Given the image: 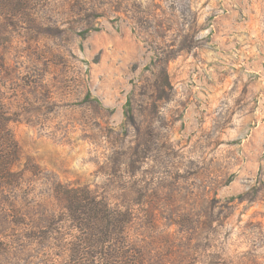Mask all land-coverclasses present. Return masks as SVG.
I'll use <instances>...</instances> for the list:
<instances>
[{"label": "rangeland", "instance_id": "rangeland-1", "mask_svg": "<svg viewBox=\"0 0 264 264\" xmlns=\"http://www.w3.org/2000/svg\"><path fill=\"white\" fill-rule=\"evenodd\" d=\"M23 5L0 8V264L67 259L66 190L130 213L152 264H264V0Z\"/></svg>", "mask_w": 264, "mask_h": 264}, {"label": "trees", "instance_id": "trees-1", "mask_svg": "<svg viewBox=\"0 0 264 264\" xmlns=\"http://www.w3.org/2000/svg\"><path fill=\"white\" fill-rule=\"evenodd\" d=\"M32 1L0 0L3 3L0 8H3L2 13L16 19L26 11L23 4ZM10 120L0 99V200L5 203L10 191L21 181L13 170L18 148L9 129ZM63 195L67 201L64 206L67 220L72 223L76 235L67 249V259L57 264H152L148 253L130 238V213L112 210L106 202L87 191L66 190ZM3 207L6 204H0V208Z\"/></svg>", "mask_w": 264, "mask_h": 264}]
</instances>
